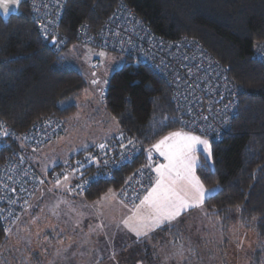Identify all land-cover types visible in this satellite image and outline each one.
<instances>
[{
	"label": "trees",
	"instance_id": "16d2710c",
	"mask_svg": "<svg viewBox=\"0 0 264 264\" xmlns=\"http://www.w3.org/2000/svg\"><path fill=\"white\" fill-rule=\"evenodd\" d=\"M117 1L67 0L57 27L64 44L58 49L48 45L49 39L38 35L27 0H21L7 17L0 15V123L23 131L55 116L62 120L64 132V119L76 111L75 104L68 103V99L79 93L86 82L64 60L61 51L78 42L76 31L81 22L96 29ZM125 1L154 33L167 39L185 36L197 42L226 68L228 76L239 86L238 109L230 129L220 139L210 141L212 167L197 169V175L206 188L219 185L223 189H217L203 203L210 218L219 220L222 228L236 220L245 229L253 230L257 252L264 251V68L253 53L254 46L264 41V0ZM122 58L124 62L109 75L101 98L119 126L118 132L108 137L124 132L152 146L162 135L180 129L171 86L143 62ZM6 141L10 145L0 148V164L13 149L24 153L30 150L11 137H6ZM94 146L52 167L61 168L66 161L94 151ZM199 159L204 163L201 154ZM94 164L76 173L74 182L82 178L78 174L84 176L97 169ZM143 164L142 157L136 158L116 170L110 179L93 183L84 192L70 194L92 201L114 190L116 197L128 206L120 198L119 190L125 179ZM6 234L0 218V243ZM141 240L143 260L153 264L154 248L145 242L147 239ZM140 241L130 240L137 246ZM129 256V262L135 259Z\"/></svg>",
	"mask_w": 264,
	"mask_h": 264
},
{
	"label": "built area",
	"instance_id": "2783aa9c",
	"mask_svg": "<svg viewBox=\"0 0 264 264\" xmlns=\"http://www.w3.org/2000/svg\"><path fill=\"white\" fill-rule=\"evenodd\" d=\"M66 1L27 0L38 35L45 39L40 28L47 24L49 29L47 39H52L53 35L57 37L56 49L64 44V39L58 37L57 27ZM49 21L51 23H48ZM76 39L79 43L120 57L135 58L158 73L171 86V97L180 129L194 132L209 138L210 141L220 139L230 129L238 109L240 88L228 76L226 68L189 37L167 39L154 33L125 0H118L96 29L91 28L87 22H81L77 26ZM253 53L264 68V41L254 46ZM205 117L207 119H204ZM63 128L62 120L55 116L44 118L23 131H16L0 123V148L3 145H10L6 137H11L34 151L62 133ZM214 132L219 133V136H214ZM129 140L133 141L131 145L128 144ZM102 143L108 145L103 152L94 146L92 147H96L94 151L66 161L61 168H49L45 180L23 151L13 149L0 164V218L5 229L19 218L33 193L44 181L61 178L66 171L72 172L73 168L78 169L75 174L84 172L83 169L89 165L87 160L89 155L97 157L100 161L99 164L95 163L97 169L82 175L78 182H73L69 187L70 192H84L91 184L110 179L116 171L113 170V165L120 162L123 155L131 156L132 159L125 161L122 166L142 157L144 164L138 169L143 168V174L138 173L137 169L129 176L132 177L131 181L128 184L124 182L119 190L120 198L128 206L136 205L154 181L151 167L144 166L162 164L164 159L153 150L152 160L149 161L147 150L151 145L142 143L132 134L119 132L113 137L106 138ZM121 143L125 144L126 148L121 149L119 147ZM104 160H108L109 163L105 165ZM77 161L84 164L82 169L79 168ZM97 174H100L101 178L85 184V181L90 177H96ZM77 185H83V190L77 188Z\"/></svg>",
	"mask_w": 264,
	"mask_h": 264
},
{
	"label": "rangeland",
	"instance_id": "374dc122",
	"mask_svg": "<svg viewBox=\"0 0 264 264\" xmlns=\"http://www.w3.org/2000/svg\"><path fill=\"white\" fill-rule=\"evenodd\" d=\"M16 9L17 7L14 6V11ZM101 51L105 53L104 57L98 56ZM60 55L80 72L86 86L68 99L75 104L76 111L64 119L65 137L49 141L37 150L25 152L44 180L49 168L63 161L65 157L70 158L72 155L85 151L83 145L94 146L98 143L100 135L106 130L111 131L115 126L116 120L106 110L100 90L106 88L105 80L108 81L109 75L124 62V59L117 54L79 42H73L64 47ZM92 65H97V67L94 68ZM93 72L96 76L92 75ZM93 79L99 80L100 83L93 85L91 83ZM172 132L188 131L182 129L169 131L153 144ZM199 154V152L196 153L198 158ZM210 163L212 165V160ZM64 174L69 175V180L65 182L63 177L59 178L61 180L59 187L56 186V180H47L40 185V190L35 196V205L32 203V206L27 205L28 208L26 206L27 210L33 208L32 210L36 212L30 211L33 214L31 218L25 219V224L21 225L22 218H16L12 222L8 228L10 231L6 232L8 235L4 240L7 241L5 246L0 245V264L4 263L3 261H7L6 264H31L33 259L38 258L35 251H38L40 256L42 254V258L46 257L47 246L49 249L59 247L61 250H66L64 256L59 254L54 257L51 254L50 262H56L55 258L61 261L66 260L68 264L71 260L82 264H139L144 262L142 240H139L138 245L140 246L134 245L130 242L134 235H129L127 232L118 233L114 225L116 222L123 224L125 219L132 216L135 207L129 208L117 201L116 192L109 190L98 200L88 201L87 206L90 211L84 213L86 220L70 218V216L77 215L75 210L79 209L82 204L83 196L70 194L69 187L74 182L75 173L66 171ZM94 210L97 211L98 218L115 220L106 226L102 219L103 224L99 225L92 219L96 218ZM65 216L67 218H64ZM55 226L61 230L60 233L54 229ZM45 229L51 230L50 232L55 234L54 237L59 234L60 239L50 241L46 237L41 239L37 237L45 232ZM145 242L148 243V240ZM155 242L151 240V249ZM256 243L257 239L253 230L245 229L236 220H232L227 227L222 228L219 220L206 215L202 204L192 208L190 212V240L175 246V251L179 252V258H181L182 250L183 257L190 259V264H264V251L258 253ZM161 244L157 249L158 253H161L167 245V243ZM74 250L77 255L72 254ZM129 255L135 259L129 262L127 260ZM80 258L83 259L79 260ZM152 261L159 264V256L155 254Z\"/></svg>",
	"mask_w": 264,
	"mask_h": 264
},
{
	"label": "snow or ice",
	"instance_id": "6c2138e0",
	"mask_svg": "<svg viewBox=\"0 0 264 264\" xmlns=\"http://www.w3.org/2000/svg\"><path fill=\"white\" fill-rule=\"evenodd\" d=\"M20 2L21 0H0V15L7 17L14 10L13 6H17ZM48 23H51V21ZM40 31L47 39L49 33L48 25H42ZM51 43L57 45V37L55 35L52 36ZM98 56L104 57L105 53L101 51ZM92 67L95 68L97 65H92ZM92 75L96 76V73L93 72ZM91 83L97 85L100 81L93 79ZM105 83H108V81L105 80ZM100 91L101 95H103V90L101 89ZM204 119L207 118L205 117ZM201 131L203 132V129ZM213 135L218 137L219 133L214 132ZM132 143V140L128 141L129 145ZM82 147L86 150L88 145H83ZM96 147L103 152V150L108 148V145L100 143ZM119 147L124 149L126 145L121 143ZM153 150L164 158L165 163L157 164L152 168V171L156 174L155 180L151 182V187L146 189V194L140 199V203L135 206L132 216L123 221L125 227L133 232L138 240L157 228L165 225L173 226V222L183 212L201 206L205 199L210 194L215 193L217 189L223 190L219 185L213 189L206 188L200 176L197 175V169H202L205 165L212 167L210 163L212 160V144L209 138L191 132H172L147 150L149 161L152 160ZM197 152L204 157V163H201L196 155ZM131 159V156L123 155L120 162L113 165V170H118L125 161ZM87 160L89 164L100 163L97 157L91 155H89ZM103 163L107 165L109 161L104 160ZM77 164L81 169L84 167V164L80 161H77ZM144 167H151V164ZM77 171V168L72 169L73 173ZM137 172L142 175L143 168L138 169ZM99 178H101L100 174H97L96 177H90L88 181H85V184L96 182ZM63 179L67 182L69 175L64 174ZM131 179L132 177H129L125 183L128 184ZM60 185L61 180L57 178L56 186L59 187ZM83 187V185H77V188L82 190ZM8 231L10 229L6 228L5 232ZM180 254L181 258H183L182 250Z\"/></svg>",
	"mask_w": 264,
	"mask_h": 264
},
{
	"label": "crops",
	"instance_id": "0c3cea01",
	"mask_svg": "<svg viewBox=\"0 0 264 264\" xmlns=\"http://www.w3.org/2000/svg\"><path fill=\"white\" fill-rule=\"evenodd\" d=\"M14 7V6H13ZM15 7H18V5L17 6H15ZM14 11V10H13ZM12 11V12H13ZM11 13V12H10ZM66 124V123H65ZM115 126H113V128H112V130L111 131H105L102 135H100V138H99V140H98V142H100L101 140H103L104 138H106V137H108V136H110V135H113V134H115L116 132H118V130H119V126H118V124L116 123V124H114ZM65 133H66V129H64V132L62 133V135L61 136H59L58 138H63V137H65ZM67 133L69 134V131H67ZM58 138H56V139H58ZM53 141V140H52ZM55 141V140H54ZM47 144V143H46ZM45 144V145H46ZM45 145H43V146H45ZM42 146V147H43ZM89 148V147H88ZM155 151V150H154ZM159 154V153H158ZM69 157V156H68ZM68 157H65L64 158V160L66 159V158H68ZM164 163H165V161H164ZM157 164H155V165H153L151 168H154L155 166H156ZM155 176H156V174H155V172H154V180H155ZM40 190V188H38L34 193H33V195H32V197H31V199H30V201H29V203H28V206L30 205V206H32V203L35 205V196L37 195V193H38V191ZM146 194V193H145ZM144 194V195H145ZM105 195V194H104ZM143 195V196H144ZM143 196L141 197V199L143 198ZM102 197H103V195H102ZM116 197V196H115ZM99 199V198H98ZM98 199H96V200H98ZM110 199L111 200H113V198L112 197H110ZM116 200L117 201H119V202H121V203H123L122 201H120L117 197H116ZM87 203H88V200H85L84 198H83V200H82V204L79 206V209H76L75 210V213L77 214L76 216H70V218H79V220L80 221H84V220H86L87 218H84V216H85V214L84 213H86L85 211H90V209H89V207L87 206ZM140 203V201L136 204V205H138ZM124 204V203H123ZM125 205V204H124ZM135 205V206H136ZM28 206H27V208H28ZM135 206H133V207H129V208H134ZM128 207V206H127ZM33 209V208H32ZM32 209H30V210H27L26 208H25V210L21 213V215L19 216V218H22L21 220H22V222H20L21 223V225H23V224H25L26 223V221H25V219L26 218H31V214H33V213H31L32 211H34V212H36L35 210H32ZM203 209H204V212L206 213V215L208 216V217H210L209 216V214H208V212H207V210L205 209V207H204V205H203ZM32 210V211H31ZM31 211V212H30ZM95 211V213H96V218H92L93 220H95L99 225H102L103 224V222H102V219H104V221H105V223H106V226L108 225V224H110L112 221H114L115 219H113V218H98L97 216V211L96 210H94ZM192 211V208L191 209H189L188 211H186V212H183L182 214H181V216L180 217H178L177 218V220L176 221H174L173 222V226H168V225H165V226H163V227H161V228H157V229H155V230H153V231H151V232H149V234L147 235V236H145V237H143V238H141V239H147L148 240V245L150 246L151 244H150V242H151V240L153 239V240H155L156 242H155V244H154V246H153V248H155V253L159 256V260H160V263L159 264H190V259H187V257L185 256V257H183V258H179L180 257V255L178 254V253H176V249H175V246L177 247V246H179V245H181V244H183V243H187L189 240H190V212ZM64 218H67V216H65ZM179 220V221H178ZM14 225V224H13ZM114 225H116V230L115 231H117L118 233H121V232H127L129 235H134L133 237H132V239L133 240H135V239H137V237H136V235L133 233V232H131V231H129V229L127 228V227H125V225L124 224H121V222H116ZM54 229H57V227L55 226V228ZM58 230V229H57ZM51 230H48V229H45V232H43L42 234H39L37 237H39L40 239L41 238H43V237H46V239H49L50 241H52V240H54V239H60V235L58 234V233H60V231L61 230H58V235L57 236H55L54 237V233H52V232H50ZM12 232H13V230H12ZM12 232H11V234H12ZM7 235L8 234H6V237H7ZM124 236H127V234H124ZM7 242V241H6ZM6 242L4 241L3 243H1L0 245H4L5 246V244H6ZM46 243V242H45ZM157 243V244H156ZM161 243H167V245H166V247L164 248V249H162L163 251L161 252V253H158L159 252V250H157L158 249V247L160 246V245H162ZM43 249H45V248H43ZM46 249H48V252H45L46 253V257L45 258H42V254H41V256L40 255H38V251L36 252L35 251V253H36V255L38 256V258H35V259H33V262L31 261V264H46L47 262L48 263H50V264H68L67 263V261L65 260V261H61L60 259H58V258H55L57 261L56 262H50V259H49V257L50 258H52V255L55 257V255H66V250H61L59 247H58V249L55 247V248H52V249H49V246H47L46 247ZM45 249V250H46ZM44 253V254H45ZM52 254V255H51ZM72 254L73 255H77V252L74 250L73 252H72ZM161 254H163L162 255V257H161ZM184 254V253H183ZM189 255H190V253H189ZM83 258H80L79 260H82ZM82 262V261H81ZM79 262H77V261H75V260H71L70 262H69V264H78ZM145 264H146V262H144ZM144 263H139V264H144ZM2 264V263H1ZM79 264H82V263H79ZM148 264H150V263H148ZM153 264H155L154 262H153ZM157 264V263H156Z\"/></svg>",
	"mask_w": 264,
	"mask_h": 264
},
{
	"label": "water",
	"instance_id": "95a60500",
	"mask_svg": "<svg viewBox=\"0 0 264 264\" xmlns=\"http://www.w3.org/2000/svg\"><path fill=\"white\" fill-rule=\"evenodd\" d=\"M51 40H52V39H51ZM51 40L48 41V45H49V46H52V45H53V44L51 43ZM82 175H83V173H80V174H78L77 177L80 178Z\"/></svg>",
	"mask_w": 264,
	"mask_h": 264
}]
</instances>
